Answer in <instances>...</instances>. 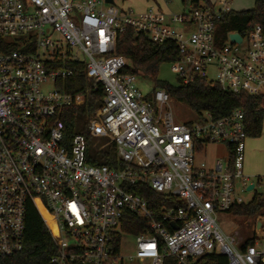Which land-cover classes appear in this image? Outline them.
<instances>
[{
    "label": "built area",
    "instance_id": "built-area-1",
    "mask_svg": "<svg viewBox=\"0 0 264 264\" xmlns=\"http://www.w3.org/2000/svg\"><path fill=\"white\" fill-rule=\"evenodd\" d=\"M228 1L184 0L174 14L155 7L135 13L106 0H0V257L22 250L31 203L53 218L56 235L47 227L57 248L53 264H164L166 258L197 264L209 255L223 264H264L255 237L262 218L248 234L218 222L244 203L249 185L255 188L243 174L245 113L215 119L204 112L195 122L176 123L170 97L163 90L142 95L136 76L123 73L128 62L115 54L118 34L130 27L151 44L175 45L169 65L180 86L208 82L213 70L222 91L264 99V27L220 40L217 24L232 11ZM234 34L240 43L230 40ZM14 42L19 48L8 49ZM66 62L83 64L93 89L103 92L87 124L89 138L81 119L69 142L59 113L83 97L56 87L72 75ZM47 84L53 89L45 93ZM102 139L115 146L116 168L93 164ZM207 144L229 147L228 160L195 168L197 147ZM137 185L170 206L152 209L130 192ZM125 213L147 222L144 234L121 232ZM125 236L133 240L126 257Z\"/></svg>",
    "mask_w": 264,
    "mask_h": 264
},
{
    "label": "trees",
    "instance_id": "trees-1",
    "mask_svg": "<svg viewBox=\"0 0 264 264\" xmlns=\"http://www.w3.org/2000/svg\"><path fill=\"white\" fill-rule=\"evenodd\" d=\"M257 25L264 27V0H253V8L250 10L231 11L223 15L217 24L216 34L222 41L229 32H237L244 37ZM18 48L19 44L16 42L8 44L10 50ZM115 54L123 57L129 64L123 73L135 76L141 74L153 83L154 91L163 90L171 100L184 104L193 113L207 112L213 118L218 119L239 109L245 113L247 138H257L261 135L264 127V111L261 109L264 99L262 97L233 95L222 91L217 84L208 83L202 79H197L186 86L179 84L172 86L159 79V68L173 62L177 57L175 45L172 43L151 44L143 36L136 35L132 28L127 27L117 36ZM63 67L71 71L72 75L66 80L57 81L56 87L73 97H83L82 104L65 107L59 113V118L64 123L65 137L69 142L76 132L77 120H91L95 109L102 101L103 92L100 86L97 90L93 89L92 81L87 77L83 64L66 62ZM86 127L83 133L89 138ZM88 141L90 143V139ZM227 148L229 151L230 148ZM202 149V146L197 147L198 152ZM96 156L98 158L93 164L116 168L117 160L113 144L107 151L96 153ZM130 192L146 200L152 209L170 206L164 196L156 194L147 185L134 186ZM174 205L179 206L178 203ZM229 214L245 219L264 218V192H255L248 203L234 205ZM146 228L145 220L130 213L124 214L121 225L122 233L137 236L144 234ZM118 242V240L114 242L113 253H117L119 249ZM56 255L57 248L49 229L34 206L31 203L27 204L23 248L9 257H0V264H53L51 259ZM224 262L225 260L221 257L209 255L201 258L197 264H223ZM164 264H176V262L172 258H166Z\"/></svg>",
    "mask_w": 264,
    "mask_h": 264
},
{
    "label": "rangeland",
    "instance_id": "rangeland-1",
    "mask_svg": "<svg viewBox=\"0 0 264 264\" xmlns=\"http://www.w3.org/2000/svg\"><path fill=\"white\" fill-rule=\"evenodd\" d=\"M184 0H171L170 3L165 0H114L119 9L131 10L135 13L141 12L149 7L158 6L162 11H171L174 14L181 13L182 2ZM213 5H218L221 0H208ZM230 9L234 12H241L253 8V0H229ZM178 29L179 27L176 26ZM56 38V37H55ZM54 38V39H55ZM81 59V56L79 57ZM159 79L177 86V77L171 72L170 65L164 64L159 68ZM208 82H215V74L213 70H209L207 74ZM136 85L142 95H151L154 91L153 83L141 74L136 75ZM53 89L52 84L43 86L46 93ZM169 110L173 115L176 123H189L197 120L196 114L182 103L171 100ZM90 120H86L85 126L89 125ZM81 126V121L78 123ZM87 128V127H86ZM110 143L106 139H102L97 148H93V153L107 151ZM228 160V148L222 145L207 144L203 146L201 151H197L194 157V167L200 168L203 164L205 169H210L216 161L226 162ZM243 174L250 177V182L255 184V188L251 191L243 192L242 197L244 203L251 201L255 192H264V127L262 133L257 138H248L245 141V152L243 160ZM259 178V179H257ZM218 222L225 231H238L240 234L252 233L254 228V219L237 218L234 216H218ZM262 223L261 229L257 230L255 237L264 247V218L260 219ZM121 253L124 257L133 254V240L129 237H123ZM140 264V263H135Z\"/></svg>",
    "mask_w": 264,
    "mask_h": 264
},
{
    "label": "bare ground",
    "instance_id": "bare-ground-1",
    "mask_svg": "<svg viewBox=\"0 0 264 264\" xmlns=\"http://www.w3.org/2000/svg\"><path fill=\"white\" fill-rule=\"evenodd\" d=\"M38 207H39V215L41 216L43 221L46 223L50 231H52V233L56 235L57 231H56L53 218L41 206H38Z\"/></svg>",
    "mask_w": 264,
    "mask_h": 264
},
{
    "label": "water",
    "instance_id": "water-1",
    "mask_svg": "<svg viewBox=\"0 0 264 264\" xmlns=\"http://www.w3.org/2000/svg\"><path fill=\"white\" fill-rule=\"evenodd\" d=\"M106 2L109 3V4H113V3H114L113 0H106ZM230 40H231L232 42L240 43V42H241V37H240L239 35H237V34H234V35H231V36H230ZM253 189H254V185H249V186L246 188V191L248 192V191H251V190H253ZM256 227H257V228L260 227V221H258Z\"/></svg>",
    "mask_w": 264,
    "mask_h": 264
},
{
    "label": "crops",
    "instance_id": "crops-1",
    "mask_svg": "<svg viewBox=\"0 0 264 264\" xmlns=\"http://www.w3.org/2000/svg\"><path fill=\"white\" fill-rule=\"evenodd\" d=\"M156 5H157V6H154V7L160 9V7L158 6V4H156ZM160 10H161V9H160ZM164 12H171V11H168V10L166 11V10H165Z\"/></svg>",
    "mask_w": 264,
    "mask_h": 264
}]
</instances>
